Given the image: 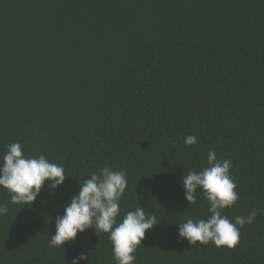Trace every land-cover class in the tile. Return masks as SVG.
<instances>
[{
	"label": "trees",
	"instance_id": "trees-1",
	"mask_svg": "<svg viewBox=\"0 0 264 264\" xmlns=\"http://www.w3.org/2000/svg\"><path fill=\"white\" fill-rule=\"evenodd\" d=\"M17 141L67 176L23 209L0 188V264H115L93 229L49 245L105 165L128 181L118 222L138 206L161 219L135 264H264V0H0V155ZM209 150L232 161L229 219L259 210L234 249L178 237V222L207 215L181 181Z\"/></svg>",
	"mask_w": 264,
	"mask_h": 264
},
{
	"label": "clouds",
	"instance_id": "clouds-1",
	"mask_svg": "<svg viewBox=\"0 0 264 264\" xmlns=\"http://www.w3.org/2000/svg\"><path fill=\"white\" fill-rule=\"evenodd\" d=\"M186 146L198 143L195 135L184 138ZM232 161L221 159L215 150H209L206 166L200 171L189 170L182 177L185 200L189 205L197 203L202 193L208 202L207 215L202 219H187L178 222V237L190 245L209 243L217 248L234 249L240 240L241 229L252 224L259 210H252L247 216H235L231 220L225 214L239 199L237 184L230 169ZM62 165L51 162L45 155H25L20 142L6 145L0 155V188L7 190L12 204L31 207L36 201L45 182L49 190H55L66 179ZM128 181L125 171H115L108 165L91 172L80 183L79 192L70 197L64 206L63 215L55 220L56 231L51 235L49 245L62 247L66 242L75 241L78 233L93 229L98 237L107 234L111 242L115 264H135L138 246L148 230L158 226L155 214H149L138 206L127 211L118 222L120 201L125 194ZM8 208L0 204V215ZM88 254L81 253L71 260V264L88 261Z\"/></svg>",
	"mask_w": 264,
	"mask_h": 264
}]
</instances>
